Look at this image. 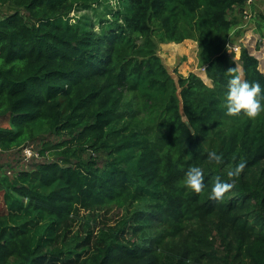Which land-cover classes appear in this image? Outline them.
Returning <instances> with one entry per match:
<instances>
[{
  "label": "trees",
  "instance_id": "1",
  "mask_svg": "<svg viewBox=\"0 0 264 264\" xmlns=\"http://www.w3.org/2000/svg\"><path fill=\"white\" fill-rule=\"evenodd\" d=\"M110 1L0 0V149L66 137L0 172V264H264V112L224 104L236 75L264 92L258 58L242 48L240 71L227 50L251 4ZM78 6L92 12L72 20ZM186 39L211 84L159 55ZM217 179L233 185L221 200Z\"/></svg>",
  "mask_w": 264,
  "mask_h": 264
},
{
  "label": "rangeland",
  "instance_id": "2",
  "mask_svg": "<svg viewBox=\"0 0 264 264\" xmlns=\"http://www.w3.org/2000/svg\"><path fill=\"white\" fill-rule=\"evenodd\" d=\"M110 2L115 4V0H111ZM249 4L251 5L245 7V14H248L247 17L240 15L237 9L234 12L233 16L237 17L238 22L235 25L236 31L233 35V44H239L241 49L246 48L251 54L256 56L259 60L260 69L264 70V0H253V2ZM9 11V6L0 7V16ZM91 12V9H84L81 6H78L70 13V16L72 20H74L75 18L82 17L84 14H90ZM238 31L241 32L240 35H235ZM159 47V55L162 57L165 65L174 78L177 79V75L179 73L188 75L190 72H195L201 76L206 83L211 84V81L205 74L204 66H201L199 63L198 44L195 40L186 39L181 43H161ZM239 56L240 53L234 55V59L238 61V67L241 71ZM64 138L66 137L50 135L43 136V138L36 139L29 143L33 145L36 151H38L41 148L42 142L47 140L59 142ZM205 144H208V140H205ZM83 153L88 156L90 150H85ZM97 158L101 159L102 156H97ZM47 159L54 160V156L51 155V152L48 153ZM35 162L36 158L26 160L21 152V148H14L10 150L0 149L1 173H5L8 170L18 171L28 169ZM2 205L0 196V208ZM112 213L114 216H117V210H113L111 214ZM217 247L220 250L223 248L220 243H217Z\"/></svg>",
  "mask_w": 264,
  "mask_h": 264
},
{
  "label": "clouds",
  "instance_id": "3",
  "mask_svg": "<svg viewBox=\"0 0 264 264\" xmlns=\"http://www.w3.org/2000/svg\"><path fill=\"white\" fill-rule=\"evenodd\" d=\"M228 90L225 95L224 104L226 113L230 116L246 115L249 118H256L261 112H264V92L258 82H252L242 79L241 76H233L228 82ZM208 159L211 162L222 163V156L215 150L208 152ZM244 162L238 163L233 169L227 172L229 177H235L244 169ZM203 171L198 166L190 167L185 173V185L200 192L204 187ZM233 185L217 179L212 188L211 198L215 200L223 199L226 191Z\"/></svg>",
  "mask_w": 264,
  "mask_h": 264
},
{
  "label": "built area",
  "instance_id": "4",
  "mask_svg": "<svg viewBox=\"0 0 264 264\" xmlns=\"http://www.w3.org/2000/svg\"><path fill=\"white\" fill-rule=\"evenodd\" d=\"M253 0H248V3H251ZM248 14H245L244 16L247 17ZM234 42L232 41H228L227 43V50L228 52L230 53H233V56L240 53L241 54V47L240 45L238 44H233ZM240 57V56H239ZM23 156L26 160H29L31 157L33 156H36V157H39V152L38 151H35L31 146H25L23 148Z\"/></svg>",
  "mask_w": 264,
  "mask_h": 264
}]
</instances>
